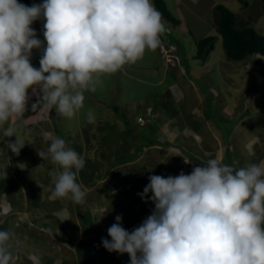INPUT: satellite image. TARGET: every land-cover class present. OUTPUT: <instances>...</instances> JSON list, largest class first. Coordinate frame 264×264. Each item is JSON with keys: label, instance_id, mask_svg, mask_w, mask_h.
<instances>
[{"label": "rangeland", "instance_id": "obj_1", "mask_svg": "<svg viewBox=\"0 0 264 264\" xmlns=\"http://www.w3.org/2000/svg\"><path fill=\"white\" fill-rule=\"evenodd\" d=\"M164 2L179 24L162 17L167 25L164 33L170 36L163 43L180 46V57L185 61L181 68L186 70L190 83L165 74L164 53L160 54L158 46L112 73L113 79L111 74H100L97 81L102 88L84 92V108L72 119L54 108L44 110L42 104L32 111L38 96L29 89L27 111L19 118H27L26 126L22 127L18 119L0 125L2 131L13 127L25 142L17 156L6 148V143L14 142L16 137L0 138V149L4 150L0 152V178L6 177L1 189L5 191L0 193V230L12 234L9 243L15 264H62L65 260L73 264L77 255L73 245L86 237H93L96 245L82 242L81 248L92 244L103 251L94 253L96 263L101 254L108 263L114 259L115 264H130L127 253L107 251L102 239L111 240L107 230L117 215L122 216V226L131 232L152 213L154 204L138 195L149 183L150 175L166 178L181 171L190 174L200 166L199 160L213 158L235 169L264 160V58L254 54L249 62L228 60L215 9L219 5L233 12L238 29L252 27L264 35L261 0ZM44 23L41 18L32 27L46 47ZM207 36L216 39L209 58L205 62L192 59L195 41ZM42 54L43 48L33 50L34 67L39 68ZM167 92H174V97ZM148 107L156 112H147ZM40 109L42 114H38ZM89 110L95 115L93 123L86 121ZM207 112L211 114L210 122L202 119L198 131L183 126L185 121L198 126L197 121ZM57 137L64 139L68 147L75 146L73 149L85 159L77 175V182L87 193L80 204L69 198H50L54 186L49 171L55 166L42 160L37 151H47ZM151 141L155 144L147 147ZM248 144H252L254 155H249ZM120 158L126 159L125 163L119 162Z\"/></svg>", "mask_w": 264, "mask_h": 264}, {"label": "clouds", "instance_id": "obj_2", "mask_svg": "<svg viewBox=\"0 0 264 264\" xmlns=\"http://www.w3.org/2000/svg\"><path fill=\"white\" fill-rule=\"evenodd\" d=\"M41 18L46 47L32 27ZM165 31L151 0H43L30 7L0 0V125L23 117L29 89L38 96L32 111L42 104L72 119L84 108V92L95 91L100 74L116 73L146 50L154 51ZM172 44L169 64L178 79L187 81L184 60ZM41 48L36 68L32 52ZM86 121H95L92 110ZM3 136L16 137L6 148L18 156L25 142L11 126ZM246 147L255 154L252 144ZM37 155L55 166L49 171L50 198L82 203L87 193L77 175L84 157L59 137ZM148 180L138 195L146 203L150 199L154 210L131 232L117 215L107 230L111 240L102 239L107 251L127 253L130 264H264V160L235 169L213 158L190 174ZM11 238L0 230V264H15Z\"/></svg>", "mask_w": 264, "mask_h": 264}, {"label": "trees", "instance_id": "obj_3", "mask_svg": "<svg viewBox=\"0 0 264 264\" xmlns=\"http://www.w3.org/2000/svg\"><path fill=\"white\" fill-rule=\"evenodd\" d=\"M19 3L25 4L27 6H32L33 4H41L43 3V0H18ZM156 9L159 11L161 16L167 20L168 22H172L174 25L179 24V20H176L173 15L167 10L166 5L164 0H153ZM262 3V12L264 15V0H261ZM215 9L218 12V31L221 35L222 38V45L225 51V55L228 60L236 61V62H244L250 60L252 58V55H259L264 58V35H261L257 33L252 27H244V28H237V19L236 16L233 12H231L229 9L224 8L223 6H216ZM166 35V33H164ZM215 37L212 36H207L203 38H198V40L195 41V46H196V53L193 56V59L200 60L202 62H205L208 58L210 53L214 49L215 45ZM177 46V44H176ZM180 46L178 47V54H180ZM249 62V61H248ZM40 67V64H39ZM171 98V97H170ZM205 100V99H203ZM203 100L200 101V104L203 105ZM207 101V100H206ZM212 104V103H210ZM116 109V108H114ZM210 113V112H209ZM208 112L205 113V117L201 118L200 120L197 121L198 126L193 123L192 121H180L184 122L183 125H186L187 127L190 128V130L196 132L200 128L199 124L201 125V120L205 121H210L211 119V114ZM248 113V112H247ZM248 115V114H247ZM246 115V116H247ZM203 116V115H202ZM245 117V116H244ZM243 117V118H244ZM174 116H172L170 119H173ZM177 122V120H175ZM189 122V123H188ZM177 124H179L177 122ZM180 125V124H179ZM212 125V124H211ZM181 126V125H180ZM196 126V128H193ZM183 127V126H182ZM0 138L3 139V131L0 130ZM0 139V144L1 140ZM3 142V141H2ZM155 144V142L151 141L149 143V146L151 147ZM75 146H72L71 148H74ZM134 150V149H133ZM142 149L138 150L141 151ZM227 156L230 154V148L227 149ZM126 159L120 158L119 162H122ZM133 161V159H131ZM207 161H200L199 160V165L200 166H206ZM125 163V161L123 162ZM12 168V165H10ZM9 167V168H10ZM6 177H1L0 178V193L5 191L1 190L3 189L4 183L2 182ZM15 186V185H12ZM79 213V212H78ZM52 215H48V217H51ZM80 216H82L80 214ZM44 227L48 228L50 227L49 224L44 223ZM52 229V226L50 227ZM84 242H91L95 243L94 246L96 245V242H94L93 237H86L84 240H81L77 243V245H73L75 247L76 251V259L73 264H115L116 260L111 259V262L108 263V260L106 259L105 255H99L98 254V260L101 262H95L96 256H94V253L99 252L100 249H97L96 247L91 246L92 244H87L84 246V248H81L80 246L81 243ZM102 251V250H100ZM103 252V251H102ZM101 256V257H100ZM67 260H65L62 264H67ZM52 264V263H51Z\"/></svg>", "mask_w": 264, "mask_h": 264}, {"label": "crops", "instance_id": "obj_4", "mask_svg": "<svg viewBox=\"0 0 264 264\" xmlns=\"http://www.w3.org/2000/svg\"><path fill=\"white\" fill-rule=\"evenodd\" d=\"M165 27H167V25H166V23H165ZM36 32H38V31H36ZM169 32V31H168ZM170 38V36L167 34L166 36H165V38H162L161 37V43H160V45H159V51H160V54H163L164 53V57H163V59H162V66H163V71L165 72V74H171V76H172V78H173V76H177V73H176V70L172 67V66H175V65H172L171 63H173V61H172V59H169V54H168V46H166L164 43H163V39L166 41V40H168ZM170 44H172V43H170ZM169 44V45H170ZM166 52H167V54L168 55H166ZM168 57V58H167ZM166 58H167V60H166ZM177 60V59H176ZM182 60H184V59H182ZM178 61V60H177ZM169 62H171L170 64H169ZM179 65V64H178ZM177 65V66H178ZM183 65L185 66V61L183 62ZM189 66H191V64L189 65ZM181 72L182 73H184V69L183 70H181ZM115 74V73H114ZM181 77H183V76H181ZM113 78H115V76H112V74L110 75V79H113ZM181 79V78H180ZM185 80V79H184ZM187 81L190 83V81L187 79ZM94 85H95V88H102V86L101 85H99V82L96 80V82L94 83ZM175 85H177V83L175 82L172 86L173 87H175ZM193 85V84H192ZM171 86V88L173 89V87ZM180 88V87H179ZM168 93V95H170V97H174V95H173V93L174 92H171V93H169V92H167ZM141 105V104H140ZM44 110H45V108H43ZM147 112H149V113H152V114H154V112H156L155 110H153V109H151L150 107H148V109H147ZM43 113V111L40 109L39 110V112H38V114H42ZM175 118H173V120H174ZM18 120H20V125L22 126V127H25L26 126V121H27V118L25 117L24 119H18ZM210 122V121H209ZM19 125V126H20ZM18 126V127H19ZM184 126V125H183ZM21 127V128H22ZM181 128H183L182 126H181ZM199 134V133H198Z\"/></svg>", "mask_w": 264, "mask_h": 264}]
</instances>
